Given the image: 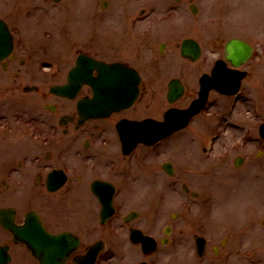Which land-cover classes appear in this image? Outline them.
I'll return each mask as SVG.
<instances>
[{
  "label": "flooded vegetation",
  "instance_id": "obj_1",
  "mask_svg": "<svg viewBox=\"0 0 264 264\" xmlns=\"http://www.w3.org/2000/svg\"><path fill=\"white\" fill-rule=\"evenodd\" d=\"M8 2L0 1V245L7 248V264H204L225 256L229 231L236 230L225 225L218 238L211 229L216 192L191 190L190 184L199 172L215 176L213 158L229 161L232 97L210 89L206 106L185 127L130 151L124 146L131 144L129 122L149 121L154 130L181 124L182 112L199 97L200 79L213 76L230 40L253 45L220 38L223 55L200 71L191 68L187 83L175 61L167 59L166 66L165 56L181 55L186 40L201 46L197 0ZM181 8L194 19L181 17ZM80 57L81 72L90 68L88 61L99 63L93 72L98 85L111 76V85L134 88V103L106 116L82 114L80 105L95 92L86 75L71 77ZM249 63L237 69L225 63L227 70L246 72L243 93L254 72ZM252 105L258 135L247 129L235 145L261 143L260 97ZM201 119L210 124L205 138L194 136L206 129ZM209 140L214 147L206 154ZM217 145L224 148L220 155ZM237 157L241 166L256 168ZM179 191L183 201L174 208L169 193ZM16 229L26 230L33 250ZM182 253L192 256L182 261Z\"/></svg>",
  "mask_w": 264,
  "mask_h": 264
},
{
  "label": "rangeland",
  "instance_id": "obj_2",
  "mask_svg": "<svg viewBox=\"0 0 264 264\" xmlns=\"http://www.w3.org/2000/svg\"><path fill=\"white\" fill-rule=\"evenodd\" d=\"M0 1L11 3L14 0ZM89 1L91 0H80V4L84 5ZM92 1H95L97 5V0ZM197 5L199 7L196 16L197 37L203 51L200 61L192 64L180 54L176 55L174 51H169L165 56L166 66L170 64L167 59L175 61V65L178 66L176 73L181 74L187 83L192 82L195 74L191 68L196 65L200 71L207 67L211 59L223 55V50H217L220 38L241 37L257 49V53L249 63L250 67H254L252 68L254 72L246 81L250 92H246L247 101L244 105L242 102L238 104L234 114L229 116V136H227L229 161L221 164L217 158H213L212 176H215L204 177L202 172H199L197 178L190 184L191 190H207L209 187L216 192L217 203L214 206L211 229L214 233H220L218 238H221V231L225 225L236 230V232L229 231L232 242L227 245L226 251L228 250L231 256L213 260L208 258L204 264H264V223H261L264 221V149L257 141H247L245 145L234 146V142L244 138L243 135L246 138L245 130L247 129L252 131V135H258L254 132V127L256 129V123L260 119L253 115L252 98L255 100L260 97L263 114L261 118L264 120V0H197ZM94 10L92 6L91 11ZM180 11L181 17L194 19L189 13V8H181ZM187 20L183 19V22ZM228 100H221V103L226 106ZM201 122L206 123L204 126L206 129L195 132L194 136L198 134L197 138L200 136L205 138L210 125L208 119H203ZM232 122L239 124L238 127H233ZM217 149L216 155H220L224 148L217 145ZM237 156L248 158L250 165L255 162L256 168L254 166L251 170L248 168L249 165L236 167L234 160ZM217 176L222 177L217 178ZM182 194L181 191L169 193V200L176 198L174 208L183 201ZM171 204H173L172 201ZM194 208L197 209L198 206ZM186 248L184 244L182 251ZM191 256L182 253V261Z\"/></svg>",
  "mask_w": 264,
  "mask_h": 264
},
{
  "label": "water",
  "instance_id": "obj_3",
  "mask_svg": "<svg viewBox=\"0 0 264 264\" xmlns=\"http://www.w3.org/2000/svg\"><path fill=\"white\" fill-rule=\"evenodd\" d=\"M195 12H197L196 10H194ZM201 53V49L199 47V45H197L195 42L193 41H187L184 44L183 50H182V55L184 57H189L192 60H196ZM225 55L226 58L231 61V63L235 66V67H239L242 63H244L245 61H247L250 56H251V47L249 44L238 40V39H232L226 47V51H225ZM241 79V76H234L233 74H229V73H224L222 75L221 78L216 79L215 84L217 85V87L223 91V92H228V93H233L234 91L237 90L238 86H229L228 88H222V85L225 83H230L232 84L233 81H235L236 85H238L239 80ZM210 82V81H209ZM207 79H203L202 83H203V89L201 92V96L202 99L198 100L196 103H194V105L192 106V108L187 111V113H185V116L187 115L188 117H191L192 115H194L195 113H197L200 109H201V105H203L204 101L206 100V94H207V84L209 83ZM89 83H91L93 86H95V82L94 80H89ZM96 89V87H95ZM181 91V90H180ZM136 93H131V95H129L128 97L125 98V102L127 103V105H130L134 99H135ZM116 97L115 96H107V97H100V96H96V98L94 100L91 101V103H89V105H92L95 107L96 110L93 111V113H95V115H97V103L99 101L101 102H105L107 103L105 105L106 109H108V111H111L112 109H115L116 106L113 101H116ZM202 102V103H201ZM201 103V104H200ZM185 116H183V119H185ZM262 134L264 135V126L262 128ZM147 135L144 132H141L138 136H137V141H145L147 139ZM1 264V263H0Z\"/></svg>",
  "mask_w": 264,
  "mask_h": 264
}]
</instances>
